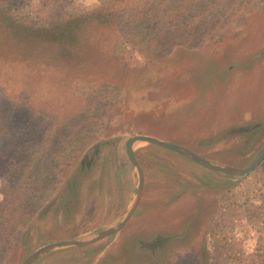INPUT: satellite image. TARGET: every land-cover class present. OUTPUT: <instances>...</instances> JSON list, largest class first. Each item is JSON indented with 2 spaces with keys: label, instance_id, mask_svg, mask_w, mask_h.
<instances>
[{
  "label": "rangeland",
  "instance_id": "1",
  "mask_svg": "<svg viewBox=\"0 0 264 264\" xmlns=\"http://www.w3.org/2000/svg\"><path fill=\"white\" fill-rule=\"evenodd\" d=\"M120 1L0 0V208L16 192L7 227H18L10 239L0 226V264H22L45 245L116 223L137 189L125 152L130 137H155L242 169L264 148V0H219L215 17L224 24L163 60L143 65L127 47L135 59L128 71L112 55L115 25L88 23L102 5ZM83 21L85 42L49 31ZM63 48L73 56L59 61ZM44 109L52 124L38 138L40 164L72 136L87 144L53 172L32 171L24 159ZM89 113L103 115L97 125L78 117ZM135 151L145 186L130 220L111 237L34 264H264V168L238 178L154 144ZM15 161L16 187L7 176Z\"/></svg>",
  "mask_w": 264,
  "mask_h": 264
},
{
  "label": "trees",
  "instance_id": "2",
  "mask_svg": "<svg viewBox=\"0 0 264 264\" xmlns=\"http://www.w3.org/2000/svg\"><path fill=\"white\" fill-rule=\"evenodd\" d=\"M120 4L117 8H110L109 5L105 4L102 5L98 12L89 16L91 19L88 23L115 25L112 55L123 63L121 66L123 71H128L133 66V61H135L133 56H129L126 49L137 50L138 54L143 56V65H146L152 60H163L177 48H195L202 38L211 33L209 31L214 30L217 24L219 25L221 22L220 18L215 17L217 9L220 8L219 0H121ZM86 24L83 21V23H78L75 27L68 26L67 29L63 25L57 24L50 27L49 31L55 34L58 40L63 41L65 39L70 43H75V41L80 43L86 41V37L81 35V33H85L83 27H86ZM221 24L224 23L221 22ZM62 44L64 43L62 42ZM65 46L67 47V45ZM30 50L31 53L35 52L33 48H30ZM27 53L29 52L26 51L24 54L26 55ZM37 54L43 55L44 58L47 57L41 51ZM59 56L61 57L58 60L61 61L64 58H68L66 56L73 55L69 48H63L59 52ZM46 64L50 65V63ZM118 96L120 97L119 100H121V94H118ZM39 115L43 123L40 124V127L37 125L34 127L31 135L33 142H31L32 139L25 141L26 156L24 159L29 162L32 171L37 172H53L58 167L71 166L77 158L76 155L80 154L86 147V142L76 141V137L72 136L73 140L71 142L58 144L59 147L52 151V158H48L44 164H40L38 156L42 158L46 154H43L40 150V146L44 143H39L38 138L42 134L48 136L47 133L50 129L45 125L52 124V117L45 109L43 111L40 110ZM100 116L103 115L89 113L78 117L83 120V125H97L95 118H100ZM41 125H43L42 128ZM86 131L93 137V126H88ZM92 150L87 153L88 156ZM20 168L21 165L15 161L14 167H9L7 170V176L12 181V186L17 184L13 178L19 176ZM258 168H264V162ZM9 189L12 190L13 187ZM15 193L12 190L11 194L14 197L12 203L8 204L6 208L4 206L0 208V226L4 227L3 234H7L10 239L15 237L18 229L13 223L9 228L7 227L8 216L16 208ZM3 209H5L4 213H7V217L4 216L7 221L4 223L1 216Z\"/></svg>",
  "mask_w": 264,
  "mask_h": 264
},
{
  "label": "water",
  "instance_id": "3",
  "mask_svg": "<svg viewBox=\"0 0 264 264\" xmlns=\"http://www.w3.org/2000/svg\"><path fill=\"white\" fill-rule=\"evenodd\" d=\"M141 142L154 144L169 151L175 152L211 171L220 172L222 174H227L238 178L249 175L264 162V148L248 167L242 169V168H235V167L212 162L211 160L205 159L202 156L180 145L166 142L155 137L146 136V135H136L130 137L129 139H127L125 143V152H126V158L128 164L132 166L133 170L137 174V189L134 200L132 201L128 209L125 211V213H123V215L118 219L116 223L104 229L103 231L99 232L95 236L89 238H83V239L66 240V241H58V242L50 243L36 250L22 264H34L42 256L57 250H62L67 248H81L91 244H95L99 241H102L108 237L115 235L130 220V218L133 216V214L135 213V211L139 206L145 186L144 171L136 156V151H135V145Z\"/></svg>",
  "mask_w": 264,
  "mask_h": 264
}]
</instances>
